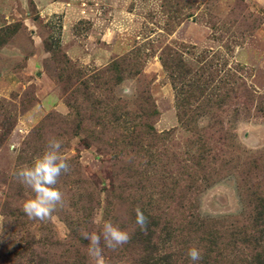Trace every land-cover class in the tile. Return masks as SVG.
<instances>
[{"label":"rangeland","instance_id":"374dc122","mask_svg":"<svg viewBox=\"0 0 264 264\" xmlns=\"http://www.w3.org/2000/svg\"><path fill=\"white\" fill-rule=\"evenodd\" d=\"M51 138L64 203L30 219ZM105 221L106 264H264V0H0V264H93Z\"/></svg>","mask_w":264,"mask_h":264},{"label":"clouds","instance_id":"9594fccd","mask_svg":"<svg viewBox=\"0 0 264 264\" xmlns=\"http://www.w3.org/2000/svg\"><path fill=\"white\" fill-rule=\"evenodd\" d=\"M62 141L58 138L48 140L42 155L38 156L32 165H25L15 172L16 178L28 186L35 194L34 198L26 200L23 204V212L30 219L45 220L49 218L57 207L63 206V193L56 187L62 174L70 170L69 163L61 155ZM136 224L141 231L146 232L148 219L143 212L137 208ZM84 239L89 241L88 255L93 264H106L103 255L104 247L115 250L126 244L130 235L111 221L103 223L102 233H89L81 231ZM103 241V246H102ZM188 258L193 264L202 259L201 250L193 246L188 250Z\"/></svg>","mask_w":264,"mask_h":264},{"label":"crops","instance_id":"0c3cea01","mask_svg":"<svg viewBox=\"0 0 264 264\" xmlns=\"http://www.w3.org/2000/svg\"><path fill=\"white\" fill-rule=\"evenodd\" d=\"M52 7V10H54V9H56L57 10V8H61L62 6L60 5V6H51Z\"/></svg>","mask_w":264,"mask_h":264}]
</instances>
